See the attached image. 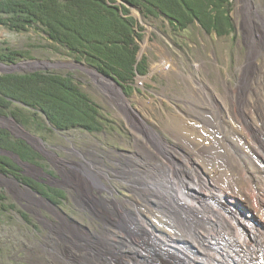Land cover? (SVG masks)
Returning <instances> with one entry per match:
<instances>
[{
	"label": "rangeland",
	"instance_id": "1",
	"mask_svg": "<svg viewBox=\"0 0 264 264\" xmlns=\"http://www.w3.org/2000/svg\"><path fill=\"white\" fill-rule=\"evenodd\" d=\"M229 1L234 29L220 36L214 31L207 32L198 22L184 30L174 29L165 16L147 18L139 8L131 6L136 24L143 27L138 54H141V59L146 57L147 73L135 76L131 90L125 91L121 86L122 93L115 82V85L109 82L102 85L97 68L70 55L65 47L53 43L41 30L30 28L18 32L0 24V49L10 47L28 53L27 57L14 63L0 60V73H26L35 69L70 73L110 120L104 131L90 133L80 127L68 131L25 127L11 116L0 115V127L9 129L17 138L25 139L43 154L42 162L50 177L49 183L67 190L66 198L59 205L64 215L54 210L37 192L16 181L12 174L0 171V189L7 197L5 204L12 202L17 208H4L0 202V264L145 263L146 253L139 251L142 240L130 236V232H160L165 225L161 216L166 220L172 217L167 210L169 206L159 194L166 196L163 186L154 180L156 174L164 173L166 166L172 167L180 162L182 167L175 171L181 184V198L189 199L182 186H188L193 180L197 184L198 199L210 193L211 184L203 181L204 175L209 180L204 173V165L181 144L175 132L178 117L183 115L192 120L206 117L210 113L206 107L221 104L214 97L218 94H223L225 100L231 102L235 92L237 100L248 109L262 94V90L251 85L250 74L256 63L264 64V53L259 51L255 55L252 52L257 48L243 27L239 0ZM252 1L264 14V0ZM254 20L260 23L255 16ZM258 31L256 29L257 34ZM262 40L264 42V38ZM162 59L173 61L179 70L160 68ZM17 65L19 67H13ZM249 151L264 156L257 147ZM186 152L187 157L184 155ZM0 155H5L1 148ZM61 158L73 161L75 165L84 164L73 168L75 173L69 174L72 164L69 168ZM21 164L25 174L36 178L44 176L40 169L31 168V162ZM101 168L107 170V177L103 176ZM102 176L109 189L100 193L93 189V193L111 201L89 200L90 206L80 202L79 186L83 187L84 190H80L89 199V186L97 183L96 177ZM58 177L61 180H55ZM80 177H83L82 181ZM168 181L163 185L169 190L173 183L170 178ZM216 208L229 215L228 210ZM18 209L26 211L29 220ZM53 212L61 216L62 225L58 231L64 234L63 237L72 239L76 247L68 245L61 249L58 236L43 220V216L54 218ZM64 217L69 221L65 222ZM211 218L215 222L218 220L216 216ZM74 222L87 227L90 232L75 224L76 227ZM104 223L110 232H101L105 228ZM213 223L208 224V232H220ZM111 235L114 240H109ZM109 248L115 250L114 256L105 253ZM197 263L207 264L200 259Z\"/></svg>",
	"mask_w": 264,
	"mask_h": 264
},
{
	"label": "trees",
	"instance_id": "2",
	"mask_svg": "<svg viewBox=\"0 0 264 264\" xmlns=\"http://www.w3.org/2000/svg\"><path fill=\"white\" fill-rule=\"evenodd\" d=\"M131 6L147 18L165 16L174 29L184 30L194 22L219 36L234 29L229 0H0V24L18 32L41 30L76 59L114 76L128 91L137 74L147 73L146 57L139 61L137 57L143 27L136 24ZM27 56L25 50L0 49L3 62L14 63ZM0 115L11 116L25 127L50 131L80 127L95 133L104 131L110 121L72 74L45 70L0 73ZM0 148L19 154L26 162L45 165L38 150L5 127H0ZM19 170L12 158L0 155L1 172L31 185L54 204L66 198L65 190L44 185ZM6 199L0 189L2 207L17 209L15 203L5 204ZM18 211L29 220L26 211Z\"/></svg>",
	"mask_w": 264,
	"mask_h": 264
},
{
	"label": "bare ground",
	"instance_id": "3",
	"mask_svg": "<svg viewBox=\"0 0 264 264\" xmlns=\"http://www.w3.org/2000/svg\"><path fill=\"white\" fill-rule=\"evenodd\" d=\"M238 8L243 14V27L247 37L253 38L252 43L257 48L252 52L255 55L259 51L264 53V14L252 0H239ZM254 16L260 20L259 24ZM256 29L259 30L258 34ZM162 60L160 68L179 70L173 61ZM159 67L155 66L156 69ZM92 70L96 75L99 74ZM250 76L251 85L262 90L257 103L250 109L237 100L234 92L231 102L226 101L223 94L214 96L221 104L206 107L210 113L204 118L192 120L183 115L178 117L175 132L181 144L190 149L197 162L204 165V173L209 180L204 175L203 181L211 184L210 193L198 199L200 196L197 184L193 180L188 186H182L189 199L185 201L181 198V184L176 174L183 165L180 162L172 167L166 166L164 173L156 174L154 180L159 186H163L161 188L166 189L163 184L169 182L168 178L173 183L169 190L163 189L166 196L159 193L169 206L167 210L172 217L166 220L165 216H161L165 225L160 232H130V236L142 240L139 251L146 253L148 261L140 262L141 264H198V259L207 264H264V156L249 151L257 147V151L264 154V64L256 63ZM98 77L104 86L108 82L116 84L101 74ZM118 90L122 93L120 86ZM142 120L146 124V120ZM184 155L187 157V152ZM82 178L80 177L81 181ZM9 179L19 186L14 179ZM22 188L27 190L26 187ZM80 189H84L82 186L77 189L82 194ZM82 195L86 197L85 193ZM216 207L228 210L229 215ZM209 214L216 216L218 220L215 222ZM211 222H214L220 232H208L206 228ZM104 225L103 232H110L108 226ZM60 235L58 238L61 249L68 245L76 247L72 239L63 237L61 232ZM113 238L114 236H109V240H114ZM100 243L104 246L102 240ZM108 251L105 253L114 256L113 248ZM174 254L176 255L173 256Z\"/></svg>",
	"mask_w": 264,
	"mask_h": 264
},
{
	"label": "flooded vegetation",
	"instance_id": "4",
	"mask_svg": "<svg viewBox=\"0 0 264 264\" xmlns=\"http://www.w3.org/2000/svg\"><path fill=\"white\" fill-rule=\"evenodd\" d=\"M43 155V154H42ZM62 160H63V158H61ZM61 161V160H60ZM66 163V165L69 167V168H71L70 166H69V164H72L71 166H72V168H71V170L68 172L69 174H72V173H74V172H72L73 171V168H77V167H81V165H83L84 164V162H80L79 164H76L75 165V162H73V161H64L63 160V163ZM30 166H32L31 168H36V170L37 169H40L42 172H43V174H44V176L43 177H38V178H36L35 176H33V175H31V174H28V173H26V174H28V175H31V176H33L34 177V179H36V180H38L40 183H42V184H44V185H49V186H52V187H56V188H61V189H63V190H65L66 192H67V190L65 189V188H63L62 186H59V185H53V184H50L49 183V176L46 174V169L44 168V167H42V166H38V165H33V164H30ZM102 169V168H101ZM103 171H104V175L103 176H105V177H107L108 176V172H107V170H105V169H102ZM23 171V172H22ZM24 169H22V167L20 166V170H19V173L20 174H23V175H25V176H27L25 173H24ZM58 176V175H57ZM103 176L102 177H96V181H97V183L96 184H93V185H91V186H89V188H88V191H89V194L91 195V198L89 197V199H86V197H84L82 194H80L78 191H77V193H78V197H79V201L80 202H82V203H87V204H89L88 206H90V203H89V200L91 201V200H95V201H97V202H106V203H108V202H110L111 201V199H102V198H99L97 195H96V193H93V189L94 190H96V192H98V193H100L102 190H105V189H109V187L103 182V180H102V178H103ZM28 177H30V176H28ZM32 178V177H31ZM53 179V178H52ZM55 180H61L59 177H58V179H55ZM26 187H28V185L26 184V183H23ZM29 188V187H28ZM30 189V188H29ZM74 189L76 190V188L74 187ZM31 190V189H30ZM31 191H33V190H31ZM37 191V190H36ZM34 192V191H33ZM85 196H88V195H85ZM43 198V197H42ZM44 199V198H43ZM64 201V199L60 202V203H58V204H54L53 202L52 203H50L51 205H52V208L54 209V210H58V211H60V212H62L64 215H65V212H64V210L62 211L61 210V208H60V204L62 203ZM54 213V212H53ZM57 215H58V212H57ZM55 213H54V218H50V217H46V216H43V220L45 221L46 220V222H48V225H49V227L54 231V233L57 235V236H60L61 237V235H60V232L58 231V228L59 227H61V222L60 221H62L61 220V216H57ZM64 219H66L65 217H64ZM69 219H71V218H69ZM66 221H69L68 220V217H67V219L65 220V222ZM74 225L76 224L79 228L80 227H82V228H84V230H85V232H90L89 231V229L87 228V227H84V226H81V225H79V224H77L76 222H74L73 223ZM75 225V226H76ZM76 226V227H77ZM101 232H103V229H101Z\"/></svg>",
	"mask_w": 264,
	"mask_h": 264
},
{
	"label": "water",
	"instance_id": "5",
	"mask_svg": "<svg viewBox=\"0 0 264 264\" xmlns=\"http://www.w3.org/2000/svg\"><path fill=\"white\" fill-rule=\"evenodd\" d=\"M140 57H141V54H139L138 55V59H140ZM6 66H9V65H6ZM10 67V66H9ZM35 70H37V69H35ZM34 70V71H35ZM99 72V74H101V75H103V76H106V77H108V78H110L111 80H113L118 86H120L121 87V85H120V83L115 79V77L114 76H112V75H106V74H104V73H102V72H100V71H98ZM7 73H10V72H7ZM34 147V146H33ZM35 148V147H34ZM36 149V148H35ZM3 151H4V154L5 155H7V156H9V157H11L16 163H18L21 167L23 166L21 163H26V161H24V160H22L21 159V157H20V155L19 154H17V153H15V152H13V151H10V150H6V149H2ZM37 150V149H36ZM39 151V150H38ZM40 152V151H39ZM41 153V152H40ZM16 158V159H15ZM32 164V163H31ZM33 165H35V164H33ZM23 172V171H22ZM5 174V173H4ZM27 176H30V177H32V178H34L33 176H31V175H28V174H26ZM13 178L16 180V181H20V180H18L15 176H13ZM21 182V181H20ZM28 187L31 189V190H33L34 192H37L38 194H40L41 195V193L37 190H34L33 189V187L31 186V185H28ZM43 197V196H42ZM44 199L46 200V201H48L49 203H52V201L49 199V198H47V197H44Z\"/></svg>",
	"mask_w": 264,
	"mask_h": 264
}]
</instances>
